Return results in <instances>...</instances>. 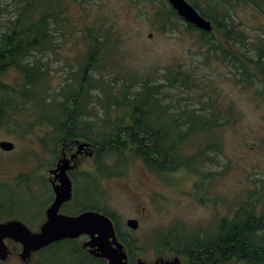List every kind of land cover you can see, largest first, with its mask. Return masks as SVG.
<instances>
[{
  "label": "trees",
  "instance_id": "obj_1",
  "mask_svg": "<svg viewBox=\"0 0 264 264\" xmlns=\"http://www.w3.org/2000/svg\"><path fill=\"white\" fill-rule=\"evenodd\" d=\"M192 6L197 9L198 5ZM66 10L62 0H21L16 17L10 19L5 31L0 33V127H17L24 112V104L19 105L18 100L23 99L25 104L34 106L31 110L35 116L34 123L27 132L32 134L33 128L42 125L46 130L50 129L40 138L41 146L67 145L69 140L78 138L99 150V161L101 154L106 161L125 166L132 160H139L158 175L194 168L197 155H186L187 140L198 132H203V138L211 129L220 128L224 123L214 119L209 101L204 105L200 103L199 109L188 111L187 108L176 116L169 114L172 108L171 103L164 104L167 97L165 88H201L193 84L192 72L188 73L181 65L166 71L164 83L132 75L117 79L113 55L117 54L124 33L108 17H104L102 23H98L97 18L93 22L88 20L89 26L84 29V22L79 23L76 14L69 19L66 16L73 28L69 35L72 38H76L77 33L81 36L85 54L78 58L77 64L66 63L70 70L66 71L59 88L50 93L52 88L49 84L54 73L47 55L56 54L53 45L57 37L55 33L59 25L66 26ZM144 10V16L153 18L162 34L185 32L197 35L202 44L209 45L213 50H222L225 59L236 58L242 68H246L242 69L244 80L251 81L253 72L250 67L264 66V52H258L257 59H248L245 52L237 55L229 53L220 42L213 41L212 33L199 31L185 23L168 2L161 8ZM209 10L197 9L204 18L215 22V30L220 32L227 45L232 47L234 42L239 44L237 50H243L241 45L245 47V42L241 33L235 32L237 25L233 20L225 16L219 18L218 14L214 16L215 11ZM6 16L8 9L0 4V29L2 23L8 20H5ZM66 65L65 68H68ZM10 75L14 77L15 86L6 82ZM95 92L104 98L105 118L100 119L99 127L96 121L90 119L94 115L89 107L95 104L92 102ZM55 112L60 113V117L53 118ZM183 116L186 118L183 119ZM185 125L187 129L183 130ZM200 152L204 153V149ZM241 223L240 216L234 217L232 225Z\"/></svg>",
  "mask_w": 264,
  "mask_h": 264
},
{
  "label": "flooded vegetation",
  "instance_id": "obj_2",
  "mask_svg": "<svg viewBox=\"0 0 264 264\" xmlns=\"http://www.w3.org/2000/svg\"><path fill=\"white\" fill-rule=\"evenodd\" d=\"M186 1L191 6L197 4V1ZM200 1L201 6L198 5L197 9L252 11L247 20L254 19L259 25H264V0ZM167 2L168 0H124L122 5L127 8L158 9ZM224 15L228 19L229 15ZM210 21L213 30L216 29L215 22ZM239 24L248 26L244 22ZM240 33L242 39L247 38L244 33ZM250 70L253 72L251 81L245 79L243 86L244 89L251 90V98L247 100L251 103L256 124H245L249 116L233 103H217L212 107L214 119L227 126L232 127L236 125L235 122H244L241 123L240 130L242 149L239 163L232 162L229 137L224 135L223 138H218L221 147L224 146L225 158L230 162L223 166L221 173L209 174L212 203L218 210L212 214L220 218L215 222L217 225H181L168 228L161 230L166 233H161V237L155 240L156 236L153 240L154 235L161 231H157L155 227L141 225V215L145 216L146 211L145 208H140L141 204L137 205L134 218L128 219L126 224L118 220L115 209L110 208L108 204L106 182L130 178L132 162L125 166L106 161L102 154L99 161V150L84 139H72L67 145L57 147L41 146L39 139V143H35L34 155L28 154L33 158L31 175H25L24 166H18L13 176L6 177L23 189L21 196H33L32 203L19 209L20 212L0 203V224H23L30 232L40 233L49 221L48 211L56 202V189L61 185V176L64 177V172L62 174L59 169L62 164L71 183V195L59 205L58 214L79 217L85 212H95L112 223V227H103L101 230L112 232L102 239L99 234L83 233L57 240L28 256L25 255L24 243L8 236L4 239L6 252L4 257L0 258V264H264V66L250 67ZM256 73L262 75H255ZM216 129L218 128L211 129L209 135L212 136ZM27 134L30 133L25 135ZM202 134L203 132L197 133L203 143ZM84 144L89 147H84ZM218 148L220 147L217 143L212 141L211 145L204 148V153L210 149L209 151L218 154ZM14 150L2 151L11 153ZM201 150L195 154L197 157L194 168H197L204 158ZM45 153L51 155V160L43 163L42 155ZM84 159H89L87 168H84ZM230 169H233L232 173H229ZM234 170L237 177L232 181L228 177L234 174ZM146 171L152 172L147 167ZM220 174L228 175L220 180ZM1 184L0 187L7 190L9 197H21L14 193L8 184ZM218 185H221L222 191L218 190ZM33 187L41 188L44 194L35 197L32 194ZM84 189L87 193H84ZM127 191L138 201L133 187L127 188ZM45 193L49 194V197L45 198ZM219 200L225 202L222 207L218 204ZM234 200L237 203L232 205ZM238 216L241 225H232L234 217ZM129 220H136L138 225L129 226Z\"/></svg>",
  "mask_w": 264,
  "mask_h": 264
},
{
  "label": "rangeland",
  "instance_id": "obj_3",
  "mask_svg": "<svg viewBox=\"0 0 264 264\" xmlns=\"http://www.w3.org/2000/svg\"><path fill=\"white\" fill-rule=\"evenodd\" d=\"M20 1L0 0V4L8 9V16L5 17V20H8L2 23L0 33L5 31L9 20L16 17L18 2ZM122 1L124 0H62L63 7L67 8L65 17L67 16L69 19L73 14H76L75 18L78 22H84V29L89 26L87 25L88 20L93 22L94 18H97L98 23H102L103 18L108 17L113 25L122 30L124 33L123 42L117 49V54L113 55V66L118 72L117 79L122 80L124 75H132L137 78L149 77L151 80H157L158 83H164L166 71L181 65L183 69H187L188 73L192 72L193 84L199 85L201 88L192 90L184 87L165 88L167 97L164 99V104L171 103L172 108L171 112H168L169 114L176 116L179 113H184L187 108L188 111L199 109L200 103L204 105L207 101L212 107L217 103L221 105L233 103L249 116L245 124L248 123L250 126L256 124L251 103L247 100L251 98V90L244 89L243 86L244 77L242 73L246 68H242L241 62H238L236 58L225 59L222 50H213L209 45L202 44L197 35H190L185 32L162 34L155 26L153 18L148 19L144 16L146 10L127 8L126 5L123 7ZM193 1H197L195 3L201 6L200 0ZM202 10L207 9L202 8ZM214 11L213 15L218 14L219 18L225 16L224 13L228 14V20H233L234 24L238 25L235 32H242L247 38L243 40L245 47L241 45L243 50H237L239 44L235 45L232 42V47L227 45L225 39L219 35L220 32L214 29L211 32L213 41L220 42L233 55L245 52L248 59H257L258 52H264V40H260L264 39V25H259L254 19L247 20L252 11L242 9ZM67 17L66 26L59 25V29L55 33L57 37L53 45L56 54L52 52L47 55V57L50 56L51 70L54 73L53 80L49 84L52 88L50 93H54L59 88L64 81L66 71L70 70L66 63L77 64L78 58L85 54V45L83 47L81 44V36L78 33L76 38L69 35L73 28ZM241 61L246 65L243 59ZM64 65L68 68H65ZM255 75L261 76L262 74L256 73ZM6 82L15 86L14 77L11 75ZM94 95L92 102L95 104L89 107L94 116L90 119L96 121L97 127H99L101 126L100 119L105 118V109L102 105L104 98L99 96L98 92H95ZM18 104H24V112L20 118L18 116L20 121H18L17 127H0V141L15 143V150L11 153L0 150V185H2L1 183L8 184L14 193L21 196L23 189L16 182L7 180L6 177L13 176L18 166H24V174L31 175L33 170L30 167H33V158L28 154L34 155L35 143L38 144L39 139L48 134L50 129L46 130L45 125L37 126L33 128L32 134L25 135L34 123L35 116L31 111L34 106L31 103L25 104L23 99L18 100ZM52 116L53 118L60 117V113L55 112ZM185 118L183 116V119ZM36 119L38 120L37 117ZM235 123L236 125L232 127L225 124L220 125V128L213 131L212 136L209 134L203 136V143L197 134L190 136L187 140L188 149L185 150L187 156L198 154L200 149L211 145L212 141L220 147L218 154L209 151L210 149L206 150L204 158L197 168H182L183 170L179 172L156 175L146 171V167L141 161L132 160L130 178L106 182L110 202L108 204L110 208L115 209L119 217L118 220L122 224H126L128 219L134 218L135 211L138 209L137 205L141 204L140 208L146 209L145 216L141 215V225L155 227L157 231L171 229L177 225L189 227L217 225L218 223L215 222L220 218L214 217L212 214L218 210L212 203L209 174L211 172L221 173L223 166H227L230 162L229 159L225 158L224 146L221 147L219 144L218 138L221 139L224 135L230 139L232 162L235 164L241 160L240 130L241 123L244 122ZM182 128L186 130L187 126ZM226 148L228 149V145ZM42 156L43 163L51 160L49 153ZM88 164L89 159H84V168H87ZM232 171L233 169H230L229 173ZM227 175L220 174L218 176L222 180ZM235 177L237 176L234 170V174H231L228 179L233 181ZM129 187L134 188L138 201L134 200L132 195L128 193L127 188ZM218 190L222 191L221 185H218ZM84 193H87L86 189H84ZM32 194L39 197L44 192L41 188L33 187ZM47 197L49 194L45 193V198ZM32 198L33 196L11 198L7 190L0 187V203H4L8 208H15L18 212L22 207L31 204ZM236 203L234 200L232 205ZM218 204L222 207L225 202L219 200ZM161 233L165 234L166 232H157L153 240L156 236L155 240L161 237Z\"/></svg>",
  "mask_w": 264,
  "mask_h": 264
},
{
  "label": "water",
  "instance_id": "obj_4",
  "mask_svg": "<svg viewBox=\"0 0 264 264\" xmlns=\"http://www.w3.org/2000/svg\"><path fill=\"white\" fill-rule=\"evenodd\" d=\"M168 2L185 23L193 25L201 31L212 32L211 21L204 18L186 0H168ZM84 147L88 148L89 145L84 144ZM0 148L9 152L14 150L15 144L10 141H1ZM59 169L62 174L64 172V177L63 175L61 176V185L56 189V202L48 211L49 221L43 226L40 233L30 232L23 224H0V258H3L6 252L4 239L8 236L24 243L25 255L28 256L31 252L57 240L78 236L83 233L99 234L102 239L103 236H107L108 233L112 232V230H101L103 227H112V223L98 213L85 212L79 217H67L58 214L59 205L68 200L71 195V183L65 174V168L60 164ZM128 225L135 227L138 222L129 220Z\"/></svg>",
  "mask_w": 264,
  "mask_h": 264
}]
</instances>
